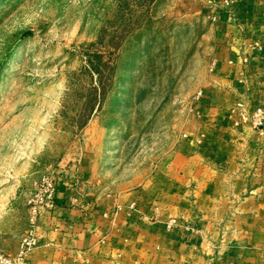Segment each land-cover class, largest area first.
I'll list each match as a JSON object with an SVG mask.
<instances>
[{
	"label": "rangeland",
	"instance_id": "rangeland-1",
	"mask_svg": "<svg viewBox=\"0 0 264 264\" xmlns=\"http://www.w3.org/2000/svg\"><path fill=\"white\" fill-rule=\"evenodd\" d=\"M211 10L207 0H0L1 250L17 246L43 173L74 165L84 188L130 190L196 125L220 38Z\"/></svg>",
	"mask_w": 264,
	"mask_h": 264
},
{
	"label": "crops",
	"instance_id": "crops-1",
	"mask_svg": "<svg viewBox=\"0 0 264 264\" xmlns=\"http://www.w3.org/2000/svg\"><path fill=\"white\" fill-rule=\"evenodd\" d=\"M207 2L220 38L196 125L130 190L84 188L67 166L32 264H264V135L231 115L264 109V0Z\"/></svg>",
	"mask_w": 264,
	"mask_h": 264
},
{
	"label": "built area",
	"instance_id": "built-area-1",
	"mask_svg": "<svg viewBox=\"0 0 264 264\" xmlns=\"http://www.w3.org/2000/svg\"><path fill=\"white\" fill-rule=\"evenodd\" d=\"M234 0H223L225 5H229ZM215 65V63H214ZM202 92L198 93L200 97ZM231 115L236 117L235 125L245 124L250 126L260 134L264 135V109L256 107L249 112L244 103H237L231 110ZM61 164V163H60ZM65 164L58 165V168L43 173L27 194L28 215L26 227L21 233L18 248L14 254L0 249V264H32L31 254L40 245L38 230L43 215L49 213L55 207L54 196L59 188ZM134 209V205L130 206ZM175 226L190 229L188 225L182 224L179 219L170 218L165 221L166 229Z\"/></svg>",
	"mask_w": 264,
	"mask_h": 264
}]
</instances>
